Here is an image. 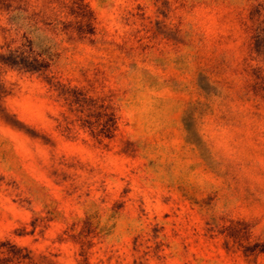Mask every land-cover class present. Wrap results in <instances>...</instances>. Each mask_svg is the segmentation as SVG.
Here are the masks:
<instances>
[{"label": "rangeland", "instance_id": "obj_1", "mask_svg": "<svg viewBox=\"0 0 264 264\" xmlns=\"http://www.w3.org/2000/svg\"><path fill=\"white\" fill-rule=\"evenodd\" d=\"M0 264H264V0H0Z\"/></svg>", "mask_w": 264, "mask_h": 264}]
</instances>
